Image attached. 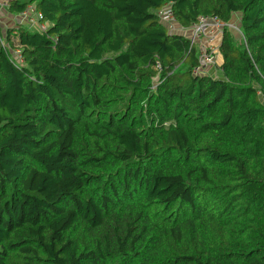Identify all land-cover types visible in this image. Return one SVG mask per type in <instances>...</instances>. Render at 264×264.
I'll return each mask as SVG.
<instances>
[{
  "label": "trees",
  "instance_id": "obj_1",
  "mask_svg": "<svg viewBox=\"0 0 264 264\" xmlns=\"http://www.w3.org/2000/svg\"><path fill=\"white\" fill-rule=\"evenodd\" d=\"M9 1L47 27L0 24V264H264V0ZM166 4L241 14L217 77Z\"/></svg>",
  "mask_w": 264,
  "mask_h": 264
},
{
  "label": "built area",
  "instance_id": "obj_2",
  "mask_svg": "<svg viewBox=\"0 0 264 264\" xmlns=\"http://www.w3.org/2000/svg\"><path fill=\"white\" fill-rule=\"evenodd\" d=\"M9 0H0V9L7 10ZM158 14L171 32H177L187 36L191 41V46H195L200 56V65L195 69V74H205L208 65L214 63L215 55L219 51L223 32L228 23H224L217 16H200L190 27H182L176 24V20L171 9V4H166L158 11ZM22 19H26L31 27L44 31L46 23L41 22L42 15L36 10L33 4H29L25 11L18 14ZM14 34L17 31L13 32ZM203 38L204 41H200ZM12 51L17 58L21 57L19 46H15Z\"/></svg>",
  "mask_w": 264,
  "mask_h": 264
},
{
  "label": "rangeland",
  "instance_id": "obj_3",
  "mask_svg": "<svg viewBox=\"0 0 264 264\" xmlns=\"http://www.w3.org/2000/svg\"><path fill=\"white\" fill-rule=\"evenodd\" d=\"M4 16L9 17V14H4ZM228 23V29L232 32L235 40H237L238 43L243 42V35H242V30H241V14L240 13H235L232 17V19L227 22ZM178 25V24H177ZM200 41H204L203 38L200 39ZM222 60V55L218 51V53L215 55L214 58V63L211 65H208L205 74H211V75H218L219 73L217 72V69L220 68ZM263 102H264V96H261Z\"/></svg>",
  "mask_w": 264,
  "mask_h": 264
},
{
  "label": "crops",
  "instance_id": "obj_4",
  "mask_svg": "<svg viewBox=\"0 0 264 264\" xmlns=\"http://www.w3.org/2000/svg\"><path fill=\"white\" fill-rule=\"evenodd\" d=\"M9 14V17L4 16V14ZM27 22L26 19H22L18 14H10L7 10L0 9V24L4 27H11L15 28L19 23ZM5 30V29H4ZM222 62V60H221ZM219 75V74H218ZM214 75V76H218Z\"/></svg>",
  "mask_w": 264,
  "mask_h": 264
}]
</instances>
